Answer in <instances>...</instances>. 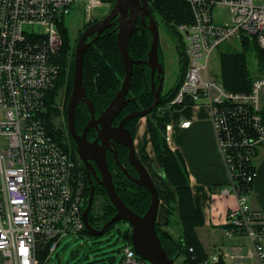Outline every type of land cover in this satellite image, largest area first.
<instances>
[{
    "label": "built area",
    "instance_id": "1",
    "mask_svg": "<svg viewBox=\"0 0 264 264\" xmlns=\"http://www.w3.org/2000/svg\"><path fill=\"white\" fill-rule=\"evenodd\" d=\"M170 1L188 7L187 21L176 25L188 69L167 105L209 108L228 174L220 194L233 195L237 203L214 251L201 257L185 246L184 259L264 264V216L250 205L264 149V73L246 91L229 90L211 75L212 59L225 43H256L264 54V5L260 0ZM110 2L117 0H0V264H43L64 237L87 230L84 213L95 184L73 144L57 139L45 116L61 76L65 18L81 7L92 25L99 8L112 9ZM221 6L229 12L228 22L215 20ZM147 262L132 242L122 250L120 264Z\"/></svg>",
    "mask_w": 264,
    "mask_h": 264
},
{
    "label": "trees",
    "instance_id": "2",
    "mask_svg": "<svg viewBox=\"0 0 264 264\" xmlns=\"http://www.w3.org/2000/svg\"><path fill=\"white\" fill-rule=\"evenodd\" d=\"M150 1H152V5L150 7L151 13L159 10L161 21L164 22L165 27L168 26L170 28L173 22L177 25L187 21L189 11L186 4L170 0ZM160 7H162V10ZM168 14L172 17H168ZM170 18H172V21H170ZM147 22L149 21L147 20ZM117 26L118 23L107 30L96 41V43L89 48L85 55L84 86L87 96L93 102L95 112L98 114L110 105L118 91L121 89L125 77V68L118 47ZM61 32L64 39V46L60 57L62 67L61 76L56 89L49 96L48 111L45 116L50 131L53 135H55V137H57V139L61 138L60 136H56V133L59 135L61 132H56V128L53 124V118H55L56 115L58 116V114L60 115V110L55 107L54 102L56 97L59 95L60 88H65V112L67 111V104L73 91L74 59L76 50V47L75 49H72L70 45L68 30L65 27V23L61 26ZM151 42V32L146 26L139 22L128 44V49L132 58L134 60H147ZM244 44L245 47L241 52L232 51L224 53L221 56L220 80L227 89L232 91L249 90L254 78L253 69L250 68V57L252 54H254L255 58H257L258 65L260 64V66H264V54L257 47L256 43L245 42ZM177 48L182 54L184 53L181 41L179 45H177ZM70 57H72V61L70 60ZM150 82V69L147 66L144 67L143 65H136L134 68L131 90L128 96L131 100L120 114V118L126 117V115L133 111L147 109L152 104L154 100L153 93L151 92L150 87H147V85H151ZM179 86L180 84L172 88V93L170 95L162 97L163 100L161 105H165L173 98ZM68 91L70 92V95L68 94L67 100ZM131 94L134 96H131ZM156 109L154 111H156ZM172 110H175V107H173ZM171 113L172 111L170 110L167 113H164V116L159 117L163 120L162 124L158 127H151L149 131L155 153L160 164L159 171L162 174L164 182L168 186L167 201L169 204V211L172 213V211L175 210V206H178V210H180L181 213V222L184 226L185 232L182 239L185 242L187 252L190 247H193L198 255L202 257L203 249L197 234V229L205 225V216L193 202L190 178L185 159L178 151H173L168 144L167 126L171 123ZM136 120L138 119H134L127 124V128L130 130L133 137H135L136 131L135 123L133 122H136ZM79 128L78 119L77 129L80 130ZM69 137L71 138L70 134ZM125 159L126 154L124 160ZM117 172L118 174L114 173L113 175L119 196L133 211L139 215H143L149 209L151 204L150 192L145 187L139 186L129 180L120 169H117ZM169 182L172 183L173 187H171ZM94 190L95 198L89 215V221L92 227L98 229L102 228V226L114 217L116 209L110 199L107 198L108 196L106 191L102 186L100 187L97 185L96 187L95 185ZM89 195L90 192L88 193V197ZM98 197H105L107 200L109 199L108 205L102 206L103 213L101 215L95 212V201ZM126 237L129 239V242H132L130 234L126 235ZM171 244L173 245V243ZM175 247L174 250L177 252L178 249L177 247L175 249ZM173 257L174 256H172V258ZM176 264H194V262H192L190 256H188L185 259L183 258L182 261L178 258V260H176Z\"/></svg>",
    "mask_w": 264,
    "mask_h": 264
},
{
    "label": "water",
    "instance_id": "3",
    "mask_svg": "<svg viewBox=\"0 0 264 264\" xmlns=\"http://www.w3.org/2000/svg\"><path fill=\"white\" fill-rule=\"evenodd\" d=\"M139 22L146 26L152 34V42L147 60H134L128 49L129 41ZM116 23H118V47L125 68V77L121 89L118 91L115 98L101 114L100 118L96 119L94 104L88 98L84 86L85 55L89 48ZM136 65H147L151 69L154 100L147 109L131 112L124 117L117 126H114V121L120 116L131 100L128 96L131 90V83ZM156 73H158L159 78L158 84L155 80ZM164 81L165 69L163 63L160 61V34L158 22L150 11L148 0H117L110 12L98 22L89 25L77 42L74 59L73 91L67 106L68 130L78 146V154L89 173L93 168V164L90 163V160L95 163L97 170L100 172V176L97 177L98 183L105 189L108 198L116 209L114 217L101 229L92 227L89 221V215L95 198L93 189L84 213L86 228L95 236H103L111 227L119 222L130 224L134 249L141 257L151 264H176V260L181 255L182 248L177 241L174 242L169 233L165 232L164 235L171 239L174 244L176 243L178 249L176 255L171 258L159 238L157 232V219L161 202L160 193L147 167L137 156L134 137L127 128V124L134 119L148 116L161 105ZM80 103L87 104L92 117V121L84 130L83 137H79L75 126L76 115ZM93 126H95L98 131V138L95 141L98 146L90 144L86 139L87 131ZM99 145L102 147L100 148ZM117 145H123L128 148L129 163L137 170L138 177L132 176L125 167L122 168L123 171L130 180L139 186L145 187L150 192L151 204L143 215L137 214L128 207L117 192L114 176L110 171L107 160V151L110 149L113 151L117 163H120ZM97 149H100L99 152Z\"/></svg>",
    "mask_w": 264,
    "mask_h": 264
},
{
    "label": "rangeland",
    "instance_id": "4",
    "mask_svg": "<svg viewBox=\"0 0 264 264\" xmlns=\"http://www.w3.org/2000/svg\"><path fill=\"white\" fill-rule=\"evenodd\" d=\"M109 3V2H108ZM260 4L264 5V0L259 1ZM114 2H110V6H114ZM151 7V6H150ZM162 10V7H160ZM107 4L105 7H101L97 10L96 20H101L104 18L108 13ZM155 19L158 21L159 24V34H160V57L162 63L164 62L165 72H166V79L163 88V96L170 95L172 93V87L175 83L181 81V79L185 76V72H187V65L186 60L185 62L179 60L176 46L179 45V35L176 31V24L172 23L171 27H165L164 22L161 21L160 11H153L152 12ZM168 17H172L168 14ZM172 21V18H170ZM215 20L217 22H228L229 21V12L225 7H218L215 9ZM65 27L68 30V36L70 40V45L72 49H75L78 40L84 33L85 29L87 28L88 24L85 21V12L82 11L81 7H77L70 15L65 18ZM245 47V44L239 46V44L234 43H225L223 44L218 53L214 55L211 64V75L216 78L220 79L221 76V56L224 53L232 52V51H239L241 52ZM250 68L253 69L254 77L258 74L264 73V66L258 65L257 58L255 55L252 54L250 57ZM158 82V79H157ZM180 83V82H179ZM174 88V87H173ZM70 91V90H69ZM67 92V100L68 94ZM131 96H134L131 94ZM55 107L60 110V115H56L53 118V124L56 130L60 131L64 138L61 140H65L67 144L71 142V138L69 137L68 127H67V111L65 112L66 107V89L60 88L59 95L55 99ZM68 106V104H67ZM173 111L170 109L166 103V106L162 108H157L156 111L151 113L148 116L140 118L136 120L135 126L139 123L148 126V129L155 126L158 127L162 124L163 120L159 117L164 116V113L168 111ZM133 125V124H132ZM150 133V131H149ZM151 135V134H150ZM216 137V136H215ZM152 139V138H151ZM72 143V142H71ZM149 157L153 161H155V166L160 168V164L155 153V149L151 151ZM148 158H145V166L147 167L151 177L155 181L158 191L160 193V210L159 216L157 219V232L159 235V231L164 229L166 231H171L174 236L179 237L184 235V226L181 222V213L178 210V206H175V210L172 213L169 211V204L167 201V189L168 186L164 182L162 174L160 171H155L151 164L147 161ZM112 169V166H111ZM171 187L172 183L169 182ZM169 185V184H168ZM108 198V197H107ZM109 200V199H108ZM108 200L105 197H98L95 201V212L101 215L103 213L102 206L108 205ZM131 225L125 222H119L116 226H113L106 234L103 236H95L88 230L75 235H68L63 238L61 245L55 250L54 252L48 255V258L43 261V264H120L122 261V250L128 245L129 239L126 235L130 234ZM219 236H222V231L219 230ZM206 231L202 229L199 230V237L203 239V242L211 243L217 242L216 236L210 233L205 235ZM131 235V234H130ZM132 237V235H131ZM163 246L168 252V255L172 258L175 250L173 245L164 240L161 236H159ZM184 256L181 257V261L183 260ZM147 264H151L147 262Z\"/></svg>",
    "mask_w": 264,
    "mask_h": 264
},
{
    "label": "crops",
    "instance_id": "5",
    "mask_svg": "<svg viewBox=\"0 0 264 264\" xmlns=\"http://www.w3.org/2000/svg\"><path fill=\"white\" fill-rule=\"evenodd\" d=\"M176 51L179 60L185 62V58L177 46ZM163 65L165 69L164 62ZM184 78L185 76L179 81L180 83H175L173 87L181 84ZM164 107L163 104L159 106L162 109ZM139 123L135 126L134 137L137 156L144 165L147 157L149 164L159 172L155 161L149 157L154 146L148 126L146 127L143 123L139 125ZM185 123H189V126H183ZM170 125L171 128L167 131L169 147L173 151H178L185 159L193 202L205 216V225L197 229V234L202 229L206 231L205 235L210 233L218 239L217 242L206 243L198 235L203 254L212 253L215 245L223 240L228 213L236 207L237 203L233 195L220 194V188L228 182V174L217 146L211 122V111L204 105L175 107L171 113ZM250 205L253 210L261 212L264 216V149L261 155L259 177L254 183ZM219 230L222 231V236H219Z\"/></svg>",
    "mask_w": 264,
    "mask_h": 264
},
{
    "label": "flooded vegetation",
    "instance_id": "6",
    "mask_svg": "<svg viewBox=\"0 0 264 264\" xmlns=\"http://www.w3.org/2000/svg\"><path fill=\"white\" fill-rule=\"evenodd\" d=\"M149 1V7L152 5V1H150V0H148ZM148 20V19H147ZM99 21V20H98ZM97 21V22H98ZM149 21V20H148ZM158 22V21H157ZM149 23V22H148ZM158 28H159V24H158ZM91 40V39H90ZM89 40V41H90ZM160 61H161V57H160ZM162 62V61H161ZM144 67L145 66H147V65H143ZM148 67V66H147ZM149 68V67H148ZM150 69V68H149ZM155 80H156V83L158 84L159 83V78H158V73H156V75H155ZM150 79H151V85L149 86V85H147V87L149 88L150 87V89H151V92L153 93V86H152V77H151V69H150ZM157 79H158V82H157ZM72 95V94H71ZM162 96H163V92H162ZM154 97V96H153ZM70 98H71V96H70ZM70 98H69V101H70ZM163 100V99H162ZM69 101H68V103H69ZM106 109H104L101 113H96L95 112V116H96V119H99L100 118V116H101V114L105 111ZM127 116V115H126ZM79 119V129L80 130H78L77 129V120ZM123 118H120V116H119V118H117L115 121H114V123H113V125L114 126H117L118 124H119V122L122 120ZM92 121V117H91V113H90V109H89V107L87 106V104L86 103H80V105H79V108H78V111H77V115H76V122H75V126H76V130H77V133H78V135H79V137H83V134H84V130H85V128H86V126L90 123ZM96 126V125H95ZM95 126H93L92 128H90L88 131H87V137H86V139H87V141L90 143V144H94L95 146H98L96 143H95V141H96V139L98 138V131H97V129H96V127ZM72 142V143H71ZM71 144H73V146H74V148H75V150L77 151V153H78V146H77V144H76V142H75V140L73 139V137L71 136ZM100 142V141H99ZM100 146V145H99ZM102 146H100V148H101ZM99 150L100 149H97V151L99 152ZM117 151H118V158H119V161H120V163L118 164L117 163V160H116V158H115V155H114V153H113V151H111L110 149L107 151V160H108V164H109V168H110V171L114 174V173H116V174H118V172H117V169H120L125 175H126V173L123 171V167H125V168H127V170L129 171V173L132 175V176H134V177H138V172H137V170H135L132 166H131V164L129 163V159H128V148L127 147H125V146H123V145H117ZM125 154H126V159L124 160V157H125ZM93 155H94V152H93ZM90 163L91 164H93V168L91 169V172L89 173V181H90V183H94L95 185H96V187H97V185L98 186H100L101 187V185H99V183H98V179H97V177L98 176H100V172L97 170V168H96V165H95V163L92 161V160H90ZM111 166H112V169H111ZM114 176V175H113ZM127 176V175H126ZM128 177V176H127ZM129 179V178H128ZM130 180V179H129ZM132 181V180H131ZM133 182V181H132ZM135 183V182H134ZM114 226H116V225H114ZM103 227V226H102ZM112 228V227H111ZM110 228V229H111ZM98 229H101V228H98ZM109 229V230H110ZM108 230V231H109ZM107 231V232H108ZM106 232V233H107ZM165 232H167V233H169L170 234V236L173 238V240H174V242L175 241H177L181 246H182V250H181V256L179 257L180 258V260H181V257L182 256H184V257H186V255H187V253H186V249H185V243H183V239L181 238V236H179V237H176V236H174V234L170 231H166V230H164V229H161L160 231H159V236H161L164 240H167V241H171L170 243H173V241L171 240V239H169L168 237H166L165 235H164V233ZM182 240V241H181ZM173 245H174V247L176 246V243L174 244L173 243ZM177 247V246H176ZM176 247H175V249H176ZM175 252H176V250H175ZM174 252V255L173 256H175L176 255V253ZM178 260V259H177Z\"/></svg>",
    "mask_w": 264,
    "mask_h": 264
},
{
    "label": "bare ground",
    "instance_id": "7",
    "mask_svg": "<svg viewBox=\"0 0 264 264\" xmlns=\"http://www.w3.org/2000/svg\"><path fill=\"white\" fill-rule=\"evenodd\" d=\"M216 136V135H215Z\"/></svg>",
    "mask_w": 264,
    "mask_h": 264
}]
</instances>
